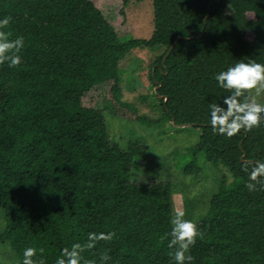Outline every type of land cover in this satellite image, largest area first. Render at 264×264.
<instances>
[{"label": "trees", "instance_id": "obj_1", "mask_svg": "<svg viewBox=\"0 0 264 264\" xmlns=\"http://www.w3.org/2000/svg\"><path fill=\"white\" fill-rule=\"evenodd\" d=\"M100 1L0 0V20L10 18L0 30L24 37L21 64L0 65V242L15 264L27 247L37 249L34 260L56 264L63 248L86 242L89 232H112L110 242L82 253L81 264H100L105 251L107 264H174L171 184L131 180L139 147L111 141L101 113L127 115L119 62L131 49L158 48L148 75L162 119L196 128L193 159L202 151L234 178L218 185L194 223L202 235L191 264H264V190L248 191L241 163L264 162V122L229 138L213 132L209 109L226 107L216 74L239 60L264 65V0H152L150 37L126 40ZM141 1L121 0V13ZM90 91L104 109L83 105Z\"/></svg>", "mask_w": 264, "mask_h": 264}, {"label": "rangeland", "instance_id": "obj_2", "mask_svg": "<svg viewBox=\"0 0 264 264\" xmlns=\"http://www.w3.org/2000/svg\"><path fill=\"white\" fill-rule=\"evenodd\" d=\"M99 5L109 9V22L121 40L150 37L153 29L152 0L129 2L122 13L121 0H101ZM248 16L252 17L251 14ZM248 37L252 38L251 35ZM161 50L134 48L127 53L118 65L121 101L128 105L127 115L119 116L108 110L101 113L111 141L121 148L139 147L140 153L131 166V180L169 182L173 212H183L184 219L195 223L207 212L209 200L218 185L232 182L234 178L221 165L206 162L202 151L193 159L191 150L199 140L196 128H175L172 121L162 119L165 116L148 75L149 64ZM82 102L85 107L104 109V101L95 91L85 94ZM259 102L264 103L263 94ZM129 108L134 112L131 115L128 114ZM185 167H197L198 171L186 175L183 172ZM3 229L4 216L0 209V233ZM15 263L11 247L0 242V264Z\"/></svg>", "mask_w": 264, "mask_h": 264}, {"label": "clouds", "instance_id": "obj_3", "mask_svg": "<svg viewBox=\"0 0 264 264\" xmlns=\"http://www.w3.org/2000/svg\"><path fill=\"white\" fill-rule=\"evenodd\" d=\"M9 23V17L0 20V29L6 28ZM10 35L0 30V65L7 63L9 67L15 68L21 64L24 37L10 39ZM215 79L228 95L223 97L226 107L219 103L209 105L213 132L231 138L241 129L250 132L253 128L260 127L264 122V103L259 102L264 94V65L254 60H239L234 66L216 74ZM241 163L242 170L248 173V182L245 185L248 191L264 190V162L243 160ZM183 217V212H175L170 221L172 229L168 234L170 239L167 246L174 264H191L193 257L189 254L190 249L195 245L197 237L202 235L196 224ZM114 235L112 232H89L86 242L73 243L70 247L63 248L56 264H81L83 252L94 249L100 241L110 242ZM39 252L43 254L44 249H39ZM36 256L35 247L25 248L22 264H45L43 259L34 260ZM110 259L107 251L100 254V264H107ZM84 264L90 262L84 261Z\"/></svg>", "mask_w": 264, "mask_h": 264}, {"label": "water", "instance_id": "obj_4", "mask_svg": "<svg viewBox=\"0 0 264 264\" xmlns=\"http://www.w3.org/2000/svg\"><path fill=\"white\" fill-rule=\"evenodd\" d=\"M171 47H172V46H171ZM171 47H170V49H171ZM170 49H169V50H170Z\"/></svg>", "mask_w": 264, "mask_h": 264}]
</instances>
